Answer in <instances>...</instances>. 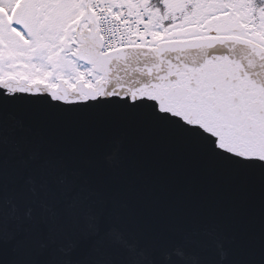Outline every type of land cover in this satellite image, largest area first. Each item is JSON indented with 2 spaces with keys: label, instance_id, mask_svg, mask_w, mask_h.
Segmentation results:
<instances>
[{
  "label": "snow or ice",
  "instance_id": "1",
  "mask_svg": "<svg viewBox=\"0 0 264 264\" xmlns=\"http://www.w3.org/2000/svg\"><path fill=\"white\" fill-rule=\"evenodd\" d=\"M0 264H264V0H0Z\"/></svg>",
  "mask_w": 264,
  "mask_h": 264
}]
</instances>
